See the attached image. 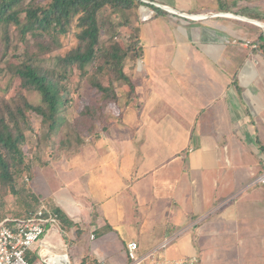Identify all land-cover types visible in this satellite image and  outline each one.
I'll use <instances>...</instances> for the list:
<instances>
[{
	"label": "crops",
	"instance_id": "obj_1",
	"mask_svg": "<svg viewBox=\"0 0 264 264\" xmlns=\"http://www.w3.org/2000/svg\"><path fill=\"white\" fill-rule=\"evenodd\" d=\"M146 4L136 21L141 57L130 71L134 99L121 120H108L97 136L135 150L94 165L93 139L64 157L70 165L59 161L47 168L44 182L56 198L52 210L78 225L81 204L62 201L57 192L73 176L96 181L110 196L103 202L86 194L94 207L104 206L100 223H89L91 239L104 237L110 246L117 236L124 264L130 242L141 254L166 245L158 251L161 260L197 256L200 264H264V184L258 183L264 174V0ZM59 223L58 216L54 231ZM109 256L111 264L120 263V255ZM28 259L39 262L33 252Z\"/></svg>",
	"mask_w": 264,
	"mask_h": 264
},
{
	"label": "trees",
	"instance_id": "obj_2",
	"mask_svg": "<svg viewBox=\"0 0 264 264\" xmlns=\"http://www.w3.org/2000/svg\"><path fill=\"white\" fill-rule=\"evenodd\" d=\"M144 1L152 0H46L45 5H42L41 0H29L27 5L24 0H0V64H4L0 72L10 77L4 92L8 93L18 82L25 91L36 92L40 96L38 105L31 104L22 96L21 107L11 110L8 115L0 108V185L11 189L16 195L15 178L26 172L30 173L31 178L32 167L26 161V135L22 126V122L24 126L27 125L28 113L40 118L48 143L55 142V148L61 153L70 154L84 148L85 140L96 134L95 128L106 129L109 118L106 111L111 105H118L120 101L115 89L116 82L126 84L127 104L134 99V80L127 75L125 69L131 54H134L136 59L141 57L139 33L134 30L135 34L130 36V44L127 47L114 41L115 37L102 41L101 31L107 28L103 26L105 22L101 21V17L109 10L116 14L133 11L138 13L143 7H148ZM76 21L80 28L76 35L80 46L57 58V66L62 69L60 75L54 70L46 69L37 54L27 55L23 60L16 62L13 58L18 55L14 53L10 56L13 46L12 27L19 31V40L22 43H28V34L36 39L47 36L54 42L58 36L67 34ZM127 23L132 27L130 19ZM114 29L115 27L111 30ZM97 62L101 63L97 68L98 72L107 76L106 82L97 81L93 84L98 91L100 102L84 107L79 119L72 123L65 116L70 102L67 95L71 88V72L75 66L84 70ZM113 79L116 82H113ZM7 105L6 103L4 108ZM83 124L86 129L82 128ZM61 153L57 154L58 158ZM30 195L32 199L26 204L27 209L11 218H25L39 208L42 204L40 196L31 193ZM52 211L58 214L62 222L73 226L59 209ZM2 220L4 218L0 219Z\"/></svg>",
	"mask_w": 264,
	"mask_h": 264
},
{
	"label": "rangeland",
	"instance_id": "obj_3",
	"mask_svg": "<svg viewBox=\"0 0 264 264\" xmlns=\"http://www.w3.org/2000/svg\"><path fill=\"white\" fill-rule=\"evenodd\" d=\"M24 3L27 5L29 0H24ZM41 3L42 5H45L46 0H41ZM101 18V21L105 22V25L103 26L107 28L106 30L101 31V40L107 41L111 37H115L113 38L114 41H117L123 47H127L130 44V36L135 34L134 30L137 29L136 21L139 22V19H137L138 13L133 11L126 12L124 14H116L109 10L104 13ZM129 19L132 22L130 24H133V28L128 26L127 20ZM114 27L115 29L111 30ZM79 31V24L76 21L67 34L58 36L57 41L53 42L52 39L47 36L36 39L31 34H28L26 37L28 43H22L19 40V31L12 27L11 36L13 38V46L10 50V56L16 53L18 57L13 58L16 62L23 60L27 55L32 56L37 54L40 58V62L46 69L54 70L56 73H58V75H60L62 73V69L61 66H57V58L65 56L68 52L80 46V41L76 36ZM113 33L116 35L114 36ZM133 55L134 54H131L126 61L125 70L129 76H131V68L134 67L137 60ZM99 65H101V63L97 62L94 65L85 68L84 70H80L78 66H75L73 68V72H71V88L67 95V97L70 99V102L67 106V110L65 111V116L72 123L79 119L80 113L83 111L84 107L93 106L100 100L98 91L93 84L97 81L106 82L107 76H103L102 73L98 72L99 70H97V68ZM1 68H4V64H0V69ZM9 79L10 77L7 76V74L0 72V108L3 109V112L6 115H8L11 110L21 107L22 96H25L33 105H38L40 103V96L38 93L25 91L20 87L18 82H16L11 87L8 93H5L4 91L8 86ZM113 82H116V80L113 79ZM115 89L119 96V104L111 105L110 109L108 108L106 113L109 116L107 120H110V122L114 120V123L116 124L119 120H121L122 110L128 106V104L125 103V100L127 99L128 88L124 82L118 81L115 83ZM6 103L8 105L4 108ZM26 119V126H24L22 122L24 133L26 135L24 151L27 155L26 161L30 167H32L31 178L30 173L27 172L15 178V191L17 192L16 195L12 193L11 189L4 188L2 185H0V219L11 218L16 214H20L21 212L25 211L27 209L26 204H28V202L32 199L30 193L40 196L42 204L39 207L45 206L48 210L52 211V207H54L53 200H56V198L52 195H49V189L47 191V187L44 182L45 172L48 171L47 168L50 166L52 167V165H55L59 161L60 162L58 165H70L69 163L66 164L64 161H62L64 157H67L70 154L75 155L77 152H79L75 150L70 152V154L67 152L61 153L55 148V142L48 143L46 140L45 130L42 127L40 118L34 114L28 113L26 115ZM82 128L86 129V126L83 124ZM95 129L96 134L91 136V138H87L84 143L87 145L91 144L93 139L96 140L95 145L97 146V155L94 154L96 158L94 165H106L114 159V156L119 155V153L123 150L126 152L130 150L133 152V150H135L133 145L126 144L123 140L121 141L114 138L112 139L111 137L103 138L104 135H101L102 138H98L97 136L101 134L103 128ZM126 135L130 136V134L127 133ZM59 153H61L60 158H58L59 155H57ZM69 174L70 175H67L68 177L72 176L71 173ZM75 178L76 177L74 176L73 179L71 177V181H68V183H66L65 187L63 188H59L60 186H58L57 188H59V190L57 193L58 198H61L62 201H68L71 198L79 201V204L82 206L78 205L77 209L81 210L82 215L80 217L82 220L78 225L75 226H71L68 223L62 222L60 220L61 224L59 223V231H54L55 226L50 227L49 242L51 250L58 254L66 251L71 259V264H87L89 260L94 261L96 259H105L104 261L106 264H111V257L109 256L111 254L120 255L117 256L120 262L118 264H124V244L118 239L117 236L111 237L115 242L110 246L109 244L106 245V239L104 237L98 236L96 240L91 239L92 226L89 223H96V221L99 222L98 213L101 216L104 215V206L101 202L100 204L96 205V207H94L90 203V200L86 194H88L89 191L94 192L97 199H103V202H105L104 197L110 195L106 194L107 191L104 193L100 187H96V181L93 183L88 182L87 184L86 181L77 180ZM96 179L97 178H95V180ZM126 182L131 184L132 179L126 178ZM57 183H59L58 180ZM51 186L53 187L54 185L51 184ZM117 188L119 189L117 186L115 187V190H117ZM106 190H110V187L106 186ZM83 192H85V194ZM111 193H113L112 190H110L109 194ZM79 195L83 196L79 197ZM112 195L113 194H111V196ZM112 197L115 199L114 196ZM110 205H114V203L110 202ZM73 211L78 212L75 209H73ZM130 215V218H133V215ZM105 220L108 222V224L111 223L109 219L106 218ZM64 243L66 244V249L63 246Z\"/></svg>",
	"mask_w": 264,
	"mask_h": 264
},
{
	"label": "built area",
	"instance_id": "obj_4",
	"mask_svg": "<svg viewBox=\"0 0 264 264\" xmlns=\"http://www.w3.org/2000/svg\"><path fill=\"white\" fill-rule=\"evenodd\" d=\"M258 183L264 184V174ZM57 222L58 216L45 206L25 218H6L0 221V264H71L67 254L60 255L50 250L49 228L56 226ZM160 249L141 254L138 243L130 242L126 247L128 264H200L198 257L180 261L161 260L158 256ZM30 252L38 255L39 262L29 261Z\"/></svg>",
	"mask_w": 264,
	"mask_h": 264
},
{
	"label": "water",
	"instance_id": "obj_5",
	"mask_svg": "<svg viewBox=\"0 0 264 264\" xmlns=\"http://www.w3.org/2000/svg\"><path fill=\"white\" fill-rule=\"evenodd\" d=\"M145 3H149V1H144Z\"/></svg>",
	"mask_w": 264,
	"mask_h": 264
},
{
	"label": "bare ground",
	"instance_id": "obj_6",
	"mask_svg": "<svg viewBox=\"0 0 264 264\" xmlns=\"http://www.w3.org/2000/svg\"><path fill=\"white\" fill-rule=\"evenodd\" d=\"M58 260V259H57Z\"/></svg>",
	"mask_w": 264,
	"mask_h": 264
}]
</instances>
